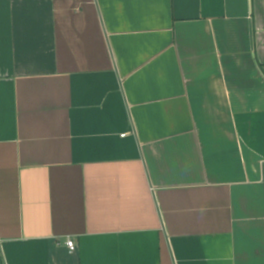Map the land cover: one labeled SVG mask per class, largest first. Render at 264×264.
Returning <instances> with one entry per match:
<instances>
[{
    "label": "crops",
    "instance_id": "obj_1",
    "mask_svg": "<svg viewBox=\"0 0 264 264\" xmlns=\"http://www.w3.org/2000/svg\"><path fill=\"white\" fill-rule=\"evenodd\" d=\"M0 264H264V0H0Z\"/></svg>",
    "mask_w": 264,
    "mask_h": 264
},
{
    "label": "built area",
    "instance_id": "obj_2",
    "mask_svg": "<svg viewBox=\"0 0 264 264\" xmlns=\"http://www.w3.org/2000/svg\"><path fill=\"white\" fill-rule=\"evenodd\" d=\"M67 247H68L69 251L74 252V250H76V244H75V241H73V240H69V241L67 242Z\"/></svg>",
    "mask_w": 264,
    "mask_h": 264
}]
</instances>
